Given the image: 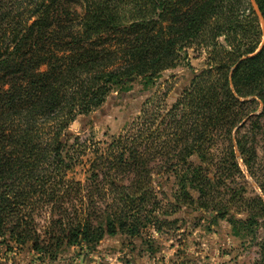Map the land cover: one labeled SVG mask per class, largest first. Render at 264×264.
Wrapping results in <instances>:
<instances>
[{
  "label": "trees",
  "instance_id": "16d2710c",
  "mask_svg": "<svg viewBox=\"0 0 264 264\" xmlns=\"http://www.w3.org/2000/svg\"><path fill=\"white\" fill-rule=\"evenodd\" d=\"M254 2L260 14L252 0H0V246L54 261L107 236L142 238L172 223L156 191L168 177L167 214L195 207L227 219L235 236L261 231L264 264V170L241 133L264 134V0ZM191 49L205 50L209 68L157 118L161 131L146 118L145 129L104 142L71 132L131 79L153 84ZM239 156L260 195L226 184Z\"/></svg>",
  "mask_w": 264,
  "mask_h": 264
},
{
  "label": "rangeland",
  "instance_id": "374dc122",
  "mask_svg": "<svg viewBox=\"0 0 264 264\" xmlns=\"http://www.w3.org/2000/svg\"><path fill=\"white\" fill-rule=\"evenodd\" d=\"M185 62L165 71L153 84H146L141 79L133 81L123 94H112L99 110L78 117L71 132L81 138L93 137L98 142H104L145 129L139 123L146 118L150 120L149 125L156 122L149 127L150 131L156 128L161 131L164 126L158 127L160 120L157 118L166 115L179 100L193 72L196 74L209 68L205 50H189ZM254 107L251 106V110ZM256 109L253 115L261 113L263 106ZM249 128L246 125L241 133H249L250 139H254L258 166L264 170V134H252ZM227 148V145L220 147L218 144L212 150L218 151L219 157H224ZM238 162L241 173H231L232 177L227 179L226 184L236 190L244 189L242 194L245 196L260 195L258 185L240 156ZM76 177L84 178L80 171ZM163 183V186L156 187L157 197L163 201L159 214H164L162 216L172 222L169 226H163L160 230L149 226L142 238L107 236L95 248L66 247L54 261L14 244H10V248L0 246V264H257L260 258L257 243L261 241V231L257 239L235 236L227 219L216 218L211 210L197 211L195 207L183 206L177 212L167 214L172 209L171 198L176 183L168 177H164ZM222 188V195L225 191L229 194L230 189L227 190L225 185ZM191 193L197 196V192ZM241 212L238 207H234L233 214L237 218L243 217ZM37 222L39 228L46 225L44 216L38 218Z\"/></svg>",
  "mask_w": 264,
  "mask_h": 264
},
{
  "label": "water",
  "instance_id": "95a60500",
  "mask_svg": "<svg viewBox=\"0 0 264 264\" xmlns=\"http://www.w3.org/2000/svg\"><path fill=\"white\" fill-rule=\"evenodd\" d=\"M252 2H253V6H254L255 10L258 12V14H260V13H259V10H258V8H257V6H256V4H255V2H254V0H252ZM131 81L133 82L134 79H131Z\"/></svg>",
  "mask_w": 264,
  "mask_h": 264
}]
</instances>
